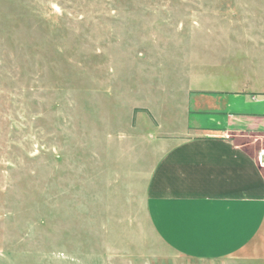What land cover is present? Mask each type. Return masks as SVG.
Returning <instances> with one entry per match:
<instances>
[{"label": "rangeland", "instance_id": "rangeland-1", "mask_svg": "<svg viewBox=\"0 0 264 264\" xmlns=\"http://www.w3.org/2000/svg\"><path fill=\"white\" fill-rule=\"evenodd\" d=\"M238 55L264 0H0V264H218L158 239L145 188Z\"/></svg>", "mask_w": 264, "mask_h": 264}, {"label": "crops", "instance_id": "crops-1", "mask_svg": "<svg viewBox=\"0 0 264 264\" xmlns=\"http://www.w3.org/2000/svg\"><path fill=\"white\" fill-rule=\"evenodd\" d=\"M243 5V1L239 3ZM264 55H238V79L205 86L190 101L192 131L159 140L145 208L172 252L218 264L264 263ZM251 146V147H250Z\"/></svg>", "mask_w": 264, "mask_h": 264}, {"label": "built area", "instance_id": "built-area-1", "mask_svg": "<svg viewBox=\"0 0 264 264\" xmlns=\"http://www.w3.org/2000/svg\"><path fill=\"white\" fill-rule=\"evenodd\" d=\"M258 158H259L260 164H262L264 167V146L260 148L259 153H258Z\"/></svg>", "mask_w": 264, "mask_h": 264}]
</instances>
